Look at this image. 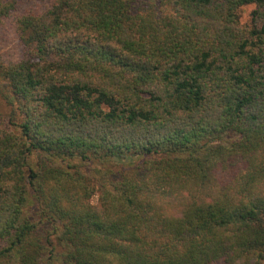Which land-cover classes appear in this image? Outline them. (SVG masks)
I'll use <instances>...</instances> for the list:
<instances>
[{"label":"trees","instance_id":"obj_1","mask_svg":"<svg viewBox=\"0 0 264 264\" xmlns=\"http://www.w3.org/2000/svg\"><path fill=\"white\" fill-rule=\"evenodd\" d=\"M8 19L0 264H264V0H0Z\"/></svg>","mask_w":264,"mask_h":264},{"label":"rangeland","instance_id":"obj_2","mask_svg":"<svg viewBox=\"0 0 264 264\" xmlns=\"http://www.w3.org/2000/svg\"><path fill=\"white\" fill-rule=\"evenodd\" d=\"M253 5L241 6L238 10L239 23L244 25L248 22L250 12ZM20 58V48L17 44L14 32V23L11 20H5L0 26V59L4 62L17 61ZM2 82L0 81V126L8 125V114L11 113L13 106L8 103L7 98L2 93ZM16 108V107H14ZM139 161L136 157H127L121 160L107 162L103 165L94 161L92 163H86L83 165L84 170L89 175H96L98 170L106 171L107 173L113 174L114 177H118L121 170L128 166L130 163H137ZM94 198L93 200H95ZM25 214L34 222H40V225L46 226L45 222L39 219L37 206L33 203L32 199L25 208Z\"/></svg>","mask_w":264,"mask_h":264}]
</instances>
